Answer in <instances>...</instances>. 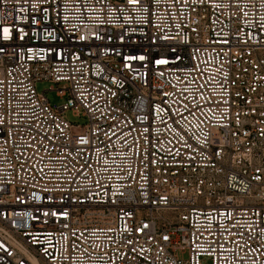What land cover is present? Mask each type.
Returning a JSON list of instances; mask_svg holds the SVG:
<instances>
[{
    "label": "built area",
    "instance_id": "1",
    "mask_svg": "<svg viewBox=\"0 0 264 264\" xmlns=\"http://www.w3.org/2000/svg\"><path fill=\"white\" fill-rule=\"evenodd\" d=\"M202 255L264 264V0H0V264Z\"/></svg>",
    "mask_w": 264,
    "mask_h": 264
},
{
    "label": "rangeland",
    "instance_id": "2",
    "mask_svg": "<svg viewBox=\"0 0 264 264\" xmlns=\"http://www.w3.org/2000/svg\"><path fill=\"white\" fill-rule=\"evenodd\" d=\"M52 86V82L46 79L38 80L36 82V87L38 90H43L45 88H49ZM55 86V85H54ZM46 96L51 102H60L62 101L66 96H59L55 89H48L45 91ZM66 116L69 120H71L73 123L83 124L86 122V117L83 114L75 115L72 113V111L69 109L66 111ZM74 131L79 130L78 128L73 129ZM189 250L186 249H177L176 254L188 258L189 257ZM201 262L202 264H212V258L207 255L201 256Z\"/></svg>",
    "mask_w": 264,
    "mask_h": 264
},
{
    "label": "snow or ice",
    "instance_id": "3",
    "mask_svg": "<svg viewBox=\"0 0 264 264\" xmlns=\"http://www.w3.org/2000/svg\"><path fill=\"white\" fill-rule=\"evenodd\" d=\"M141 59H143V57H141ZM165 61H159V63H164Z\"/></svg>",
    "mask_w": 264,
    "mask_h": 264
}]
</instances>
